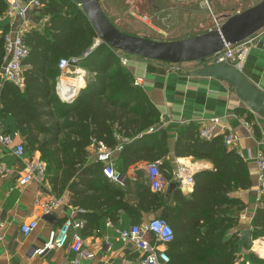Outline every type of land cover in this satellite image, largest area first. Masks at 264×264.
Here are the masks:
<instances>
[{"label": "trees", "instance_id": "trees-1", "mask_svg": "<svg viewBox=\"0 0 264 264\" xmlns=\"http://www.w3.org/2000/svg\"><path fill=\"white\" fill-rule=\"evenodd\" d=\"M38 1L37 9L47 18L42 29L30 28L23 34L29 48L23 60L24 86L0 76V113L11 115L28 149L39 152L56 193L68 191L72 203L90 209L103 206L105 214L130 211L132 205L123 198L126 190L103 175L100 162L88 161V148L93 139L113 146L116 131L135 138L133 142L140 137L149 142L143 153L152 154L157 145L161 147L157 156L165 153V131L149 130L156 122L157 109L134 83L115 49L102 41L93 46L98 35L76 0ZM6 8V0H0V17ZM8 29L0 32V67ZM70 56L79 57L77 65L87 71V78L72 101H63L55 92L57 63ZM223 137H201L195 123L178 129L175 154L208 158L214 166L194 174L189 198L178 189L175 204L169 206L161 190L152 191L140 182L136 208H161L159 217L173 228V239L167 243L169 263L235 264L234 240L225 236L236 222L227 212L234 204L228 193L248 188L250 177L246 162ZM124 151L125 147L121 154ZM253 224L254 235H264V211L256 212Z\"/></svg>", "mask_w": 264, "mask_h": 264}, {"label": "crops", "instance_id": "crops-1", "mask_svg": "<svg viewBox=\"0 0 264 264\" xmlns=\"http://www.w3.org/2000/svg\"><path fill=\"white\" fill-rule=\"evenodd\" d=\"M23 1L25 0H21ZM152 1L156 0H150L148 4L153 6ZM78 3L79 1L76 0L77 5ZM78 6L81 8L80 5ZM37 7L39 6H30L23 16H9L5 10L0 17V32L6 27L9 28L7 32L11 34L20 30L25 32L30 28L42 29L47 16ZM150 9L151 7L147 8L148 11ZM132 12L134 19L141 18L135 9H132ZM104 14L109 19L105 12ZM229 15L224 14L225 18ZM148 19L143 23L138 20L135 22L141 24L142 28L147 25L160 29L154 23L151 25L152 20L148 21ZM222 20H217L215 25L197 28L189 33L185 28L178 29L175 31V37L170 38H155L142 31H129L114 25L130 34L155 40H175L201 34L219 26ZM250 39L252 44L246 53L241 72L264 93V28L251 35ZM99 42L97 38L93 46ZM126 56L124 67L134 79V83L136 80L139 81L136 85L140 86L157 109L158 115L152 132L165 131L167 147L166 152L159 156H157V152L161 151L159 145L153 149L152 154L143 153L142 148L149 142L141 137L137 138V142H133L135 138L114 132L116 143L122 138L126 140L122 150L112 155L113 166L121 173V180L110 181L126 190L123 198L132 205L131 210L119 209L113 215L112 212L105 214L107 209L103 206L90 209L72 203L68 191L64 190L60 194L54 191L48 179L46 164L44 174L35 175L27 183L20 185L18 178L23 174L27 162L41 159L38 151L28 149L24 143L14 118L9 114L0 113V136L2 133H7L12 138L8 145L0 139V264H61L69 254V240L63 247L47 250L42 255L34 254V250L46 240L48 231L59 227L64 219L70 216L72 209L76 208L84 210L76 211L74 216L83 222L82 227L78 229L83 238V248L92 253V256L83 259L81 264H137L143 257V252L132 241H122L119 238V230L133 224L145 223L161 214V208L157 210L136 208L140 197V182L145 186L149 185L151 189L146 164L153 158L151 156H155L160 170L167 178L166 186L160 189L164 194L166 205L175 204L174 194L178 193V189L183 196L189 198L194 183L186 185L176 180L175 169L179 165H185L194 178L195 173L213 169L214 166L208 158L175 154L178 129L189 123H195L200 132L201 125L209 123L214 117L218 118V122L213 127V135L231 134L232 142L228 147L234 148L246 162L250 177L248 188H238L228 193L233 197L234 204L227 212L236 219V222L225 232V236L234 240L235 264L264 263V235L255 236L253 224L256 212L264 211L262 210L264 191H261L257 179L258 170L255 160L258 152L264 153V117L249 107L229 82L211 75L194 74L193 71L200 67L197 61H186L178 65L136 55ZM58 71L55 92L61 100L72 101L79 89L85 86L87 71L77 64L64 70L58 68ZM77 86L78 88H75ZM248 113H250L249 118ZM18 143L24 144L25 147L24 152L19 156L13 152V147ZM124 147L125 151L121 154ZM93 149L94 141L88 148V161H96L92 157ZM50 197H62L64 202L45 212L44 203ZM33 220L37 221L36 227L25 234L21 230V225ZM246 230L251 231L250 243L248 237L245 238L243 234ZM147 238L152 240L150 233ZM167 246L160 244L158 249H166L171 256Z\"/></svg>", "mask_w": 264, "mask_h": 264}, {"label": "built area", "instance_id": "built-area-1", "mask_svg": "<svg viewBox=\"0 0 264 264\" xmlns=\"http://www.w3.org/2000/svg\"><path fill=\"white\" fill-rule=\"evenodd\" d=\"M7 8L6 13L9 16H23L26 10L30 6H39L38 0H6ZM78 5H80L78 3ZM24 31H17L14 34L6 32L4 34V49L5 58L0 67V76L7 81L14 83L22 88L24 86V64L23 60L28 55L29 48L23 39ZM252 42L250 37L236 42H224L222 48L210 57L211 62H225L232 65L237 70L241 71L243 62L248 49ZM122 63H126V56L120 57ZM79 61V57H61L58 60V68L60 70L67 69L70 66H74ZM139 81H135L138 84ZM218 122V118L214 117L209 123L202 124L200 127V136L204 138L212 137L214 134L213 127ZM150 131L154 130L153 126L149 128ZM1 141L8 145L12 138L7 133H2L0 136ZM126 138H122L121 141L114 146H108L103 140L94 141V149L92 157L96 161L102 164L103 175L112 181H120L121 173L117 171L113 166L112 155L116 151H120L123 148V143ZM223 141L226 145H230L232 142L231 134H226L223 137ZM25 150L24 144L18 143L13 147V152L16 155H21ZM257 164V179L260 185L261 191H264V153L258 152L255 155ZM146 171L151 189L160 190L167 184V178L165 174L159 168V162L149 161L146 164ZM45 163L42 160H30L27 162L23 174L18 178V183L23 185L30 181L35 175L44 174ZM176 180L182 184L192 185L194 183L193 175L188 172L185 165H179L174 172ZM64 202L62 197H50L44 203V211L49 212L54 207L61 205ZM76 211L83 212L82 208L72 209L70 216L64 219V221L57 228H52L48 231V235L43 244L34 250V254L42 255L45 251L53 248H61L68 241L69 254L63 260L61 264H81L83 259L92 256L83 248V238L78 229L82 227L83 222L74 216ZM37 221L33 220L29 223L22 224L21 230L28 234L34 227H36ZM151 234L152 240L147 238L148 234ZM173 228L171 225L161 217H152L145 223L133 224L128 228L119 230V238L122 241H132L137 248L143 252V257L140 258L137 264H168L170 256L166 249H158L160 244H167L173 239Z\"/></svg>", "mask_w": 264, "mask_h": 264}, {"label": "water", "instance_id": "water-1", "mask_svg": "<svg viewBox=\"0 0 264 264\" xmlns=\"http://www.w3.org/2000/svg\"><path fill=\"white\" fill-rule=\"evenodd\" d=\"M78 1L99 40L109 47L125 54L178 65L186 61H197L200 67L193 71L194 74L211 75L229 82L238 96L264 117V93L232 65L210 61V57L222 48L224 42L242 41L264 28V0H259L250 7L227 16L215 28L175 40H155L130 34L116 27L106 17L99 0ZM243 234L249 239L251 231L246 230Z\"/></svg>", "mask_w": 264, "mask_h": 264}, {"label": "rangeland", "instance_id": "rangeland-1", "mask_svg": "<svg viewBox=\"0 0 264 264\" xmlns=\"http://www.w3.org/2000/svg\"><path fill=\"white\" fill-rule=\"evenodd\" d=\"M149 1L99 0L101 8L113 24L129 31H142L155 38L175 37V31L181 28H185V31L189 33L197 30V28L202 29L206 26L215 25L217 20L225 19V13L231 15L242 11L259 0H156L157 2L152 1L153 6L148 4ZM155 6L156 8H152ZM148 7H151L150 11L147 10ZM132 9H135V12L141 16L140 19L132 17ZM146 19L152 20V22L150 21L151 25L154 23L160 29L147 25L142 28L141 24L135 22L138 20L143 23ZM162 28L163 30H161ZM115 52L119 59L129 55L120 50ZM122 64L124 65V63Z\"/></svg>", "mask_w": 264, "mask_h": 264}, {"label": "bare ground", "instance_id": "bare-ground-1", "mask_svg": "<svg viewBox=\"0 0 264 264\" xmlns=\"http://www.w3.org/2000/svg\"><path fill=\"white\" fill-rule=\"evenodd\" d=\"M78 83V82H77ZM80 83H82V82H80ZM75 88H78V86L77 87H75Z\"/></svg>", "mask_w": 264, "mask_h": 264}]
</instances>
